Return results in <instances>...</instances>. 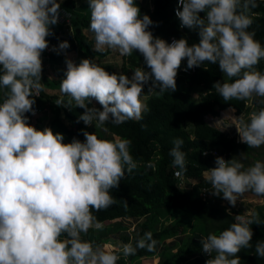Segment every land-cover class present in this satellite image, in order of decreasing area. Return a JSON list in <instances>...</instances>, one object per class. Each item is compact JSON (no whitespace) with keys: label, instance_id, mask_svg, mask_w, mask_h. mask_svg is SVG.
<instances>
[{"label":"clouds","instance_id":"9594fccd","mask_svg":"<svg viewBox=\"0 0 264 264\" xmlns=\"http://www.w3.org/2000/svg\"><path fill=\"white\" fill-rule=\"evenodd\" d=\"M88 4L95 50L107 47L122 56L138 51L150 71L136 68L129 77L109 73L92 59H82L78 65L68 60L60 89L71 97L69 104L74 100L84 109L78 120L86 125L96 121V127L102 128L109 121L119 125L140 120L148 111L144 85L151 80L149 92L175 91L185 59L189 69L206 61L219 66L227 79L217 81L214 88L224 101L264 98V72L256 68L264 59V46L249 31L256 0H178L182 10L178 7L175 14L181 27L198 29L199 42L191 45L186 38L168 43L154 37L149 30L153 21L147 14L141 18L135 0H88ZM60 8L66 9L58 0H0V88L7 90L0 99V264H117L121 255L83 240L81 234L94 225L92 210L112 205L110 190L119 186L126 171L137 167L129 151L131 141L85 131L83 142L74 138L64 143L63 134L50 127L37 129L25 115L34 117L47 110L39 103L41 53L47 56L53 49L46 37L49 26L58 22ZM68 11L72 27V11ZM68 47L67 41L59 44L60 49ZM92 99L102 110L88 106ZM56 104L63 105V100ZM33 109L38 111L32 113ZM235 126L249 148L264 145V107L253 111L247 122L240 116ZM182 144L175 140L169 154L173 165L183 171ZM215 164L203 171L209 185L201 189L202 197L213 189L215 195L223 193L220 203L227 200L232 206L247 192L264 197V161L246 167L241 160L223 156ZM174 178L184 188L183 181ZM229 209L237 214L232 215L234 222L201 239L203 254L211 257L206 264H240L237 254L251 246V225L260 224L258 213ZM133 228L126 227L128 233ZM155 243L148 232L136 247L123 245L122 252L128 256L136 248L151 250ZM255 252L264 258V241L256 243Z\"/></svg>","mask_w":264,"mask_h":264},{"label":"trees","instance_id":"16d2710c","mask_svg":"<svg viewBox=\"0 0 264 264\" xmlns=\"http://www.w3.org/2000/svg\"><path fill=\"white\" fill-rule=\"evenodd\" d=\"M135 2L140 8L141 18L147 14L153 21L149 30L154 37L164 39L168 43L172 36L176 39L186 38L190 45L199 42L198 29L181 27L179 18L174 15L177 0ZM256 3L257 7L251 10L253 23L249 31H254L255 39L264 46V0H256ZM59 4L60 7L72 11V27L60 23L49 26L50 35L46 39L53 49L42 59V71L48 68L47 71L51 72L55 66L58 71L63 72L60 65L68 53L75 56L74 63L77 65L82 59L88 58L109 73H123L131 77L136 68L144 67L145 71H150L138 51H133L131 56H122L118 50L107 47L103 51L95 50V34L90 30L88 3L63 0ZM149 5L152 9H149ZM200 15L203 17L205 13L201 12ZM63 41L68 42V48H59ZM186 65L185 59L176 76L175 91L160 93L159 88H156L149 92L151 80L144 85L148 111L144 112L138 121L128 120L119 125L109 121L102 128L96 127V121H93L92 125H86L82 120H78L84 109L76 106L74 100L69 104L71 97L62 93L61 89L45 93L44 87L47 88L51 84H44L42 81L40 82L43 90L39 100L47 109L41 112L43 120L33 119L25 113L28 123L35 128L50 127L54 133L63 134L64 143H70L74 138L83 142L85 131L95 133L100 138L112 139L113 135H117L131 141L129 151L137 167L131 173L126 171L119 186L110 190L114 200L112 205L99 211L92 210L94 223L116 218H136L133 231L121 236L120 241L124 245L131 244L136 247V242L145 233L150 232L156 243L151 250L147 247L136 248L135 253L128 256L120 253L117 264H141L142 260L143 264H152L151 260L155 257L158 260L156 264H206L211 257L203 254L201 239L209 233L219 234L234 222V217L220 204L223 193L215 195L211 189L206 192L207 196L202 197L201 189L209 185L204 179L203 171L215 167L217 157L225 156L230 160L235 158L238 150L249 153L254 148H249L246 143H237L223 128L211 126L206 117L231 107L237 117L243 116L247 122L253 111L264 107V104L260 103L264 98L224 101L214 88L217 81L223 82L227 79L218 65L206 61L196 67L194 72L183 71L182 67ZM256 68L264 72V59ZM61 81L54 79V83ZM6 91L0 88V99ZM33 99V105H36L37 98ZM59 100H63V105L56 104ZM94 100L86 103L89 107L102 110V106ZM248 102L252 105L247 106ZM46 112H51L52 115ZM177 139L183 141L181 151L186 154V168L183 171L173 165V157L169 154ZM211 148L216 149L219 156L203 154L204 150ZM174 170H179L185 177L184 188L179 186L178 180L173 177ZM214 205L215 207L209 209ZM253 211L258 213L260 224L251 225V246L242 248L237 254L240 264H264V258L255 252L256 243L264 241V203L256 204ZM220 213L225 214V218L213 221L212 218ZM236 213L241 214V210ZM114 224L116 226L102 227L101 230L92 227L86 234L82 233L81 238L93 242L94 245L103 246L106 240L113 238L111 235L121 226ZM179 233L185 234L184 240L173 239ZM170 238L173 240L167 242ZM167 252L166 258L162 259Z\"/></svg>","mask_w":264,"mask_h":264},{"label":"rangeland","instance_id":"374dc122","mask_svg":"<svg viewBox=\"0 0 264 264\" xmlns=\"http://www.w3.org/2000/svg\"><path fill=\"white\" fill-rule=\"evenodd\" d=\"M74 1H82L83 3H88V0H74ZM75 56L73 54H66V59L65 61H63V64L60 65L62 66L63 68V72L62 71H58V68L57 67H53L51 72L50 71H47V69H45L44 71H42L41 73V81L46 84V83H50L51 85L47 88L46 86L44 87V90L45 92H48V93H52V92H56V90H60V82H57V83H54V79L58 78L60 80H62L64 77H65V74H66V71H67V61L68 60H75ZM75 62V61H74ZM76 63V62H75ZM130 77V76H129ZM46 82V83H45ZM95 101V100H94ZM39 103H41L39 101ZM252 105V104H251ZM249 103H247V106H251ZM218 109V108H217ZM48 115H52L51 112H46ZM234 108L231 109V108H228V109H224V110H218V113L217 114H210V115H207L206 118H208V123L211 125V126H214V127H221L223 128L225 131H231L233 129V123H238V117L234 116ZM33 119H39L41 118L40 120H43V116H42V113L40 112L37 116H34L32 117ZM33 121H36V120H33ZM235 158L238 159V160H241L242 163H244V165L247 167L251 164H253L256 160H261V161H264V145H262L261 147L259 148H254L253 151H250L249 153H245L243 150H238L236 155H235ZM211 200L214 202V199L211 198ZM264 203V199L263 197H260V196H256L254 193L252 192H247L244 194L243 197H240L237 199V202H236V205L235 206H232L227 200H224L223 203H220L222 206H225L227 209V211L229 212V214L231 213V215H237V214H234L232 213V211L229 209V208H234L236 210H241V213L243 214L244 212H246L247 210L248 211H253L256 209V204L258 205H262ZM225 204V205H224ZM247 204H252L251 206L250 205H247ZM230 206V207H228ZM214 206H211L209 209H212ZM205 212H208L207 210H205ZM225 214L223 213H220L218 214L217 216L213 217L212 220L215 221V220H220V219H223L225 218ZM126 222H129V221H126ZM100 225L99 228H96L95 227V224L93 225L94 228H96V230H101L102 227H105V228H110L111 226H114L113 222H107V223H98ZM82 235V234H81ZM168 241V240H167ZM112 242V241H111ZM114 245H120L118 244L117 242H112ZM106 248V246H105ZM119 253H122V251H120ZM167 256V254L162 257V259H165ZM157 263V262H156Z\"/></svg>","mask_w":264,"mask_h":264},{"label":"crops","instance_id":"0c3cea01","mask_svg":"<svg viewBox=\"0 0 264 264\" xmlns=\"http://www.w3.org/2000/svg\"><path fill=\"white\" fill-rule=\"evenodd\" d=\"M60 1H63V0H58V3ZM144 1V0H142ZM46 56L44 54V51L41 53V58L44 59ZM74 63V60L72 61ZM4 98H5V94H3ZM3 98V97H2ZM231 108V107H229ZM228 109V108H226ZM233 109V108H231ZM224 110V109H223ZM237 117V115H234ZM264 199V197H263ZM126 221H129V222H126ZM107 222H113V223H118L119 225H121L120 227H118V229L116 230L117 232L113 235H111L113 238H110L109 240H106L105 243H104V247L106 246V249L108 250H111L113 252L116 253V251L120 252L122 251V248H123V243L120 241V237L121 236H126L128 234V231L127 229H124V227H131L133 226L136 222H137V219L136 218H117V219H113V220H105L103 221V223H107ZM95 224V223H94ZM114 226H116L115 224H113ZM184 237H185V234H182V233H179V235H177L175 238L173 239H178V240H184ZM172 238L168 239L167 242H169L170 240H173ZM117 242L118 244L120 245H114L112 242ZM117 254L119 255L120 253ZM167 255H168V252H167ZM164 257V256H163ZM143 261V260H142ZM141 261V264H143V262ZM153 263L152 264H156V262L158 261L157 258H152L151 260Z\"/></svg>","mask_w":264,"mask_h":264},{"label":"built area","instance_id":"2783aa9c","mask_svg":"<svg viewBox=\"0 0 264 264\" xmlns=\"http://www.w3.org/2000/svg\"><path fill=\"white\" fill-rule=\"evenodd\" d=\"M178 7H180L181 10H182V7L178 4V0H177L176 6L174 7V15L175 16H176L175 13H176V10L178 9ZM57 23L64 24L66 26H71V12L68 11V10H66V9H64V8H60L59 9L58 22ZM175 39L176 38L174 36H172L170 38V40H169V43H171ZM50 50H51V47L48 45L46 51L49 52ZM195 69H196V66H194V67H192V68L189 69V68H187V65L182 68L183 71H187V72H194ZM2 102H3V99L0 101V103H2ZM37 111H38L37 109H33L32 113H36ZM235 124L233 123L234 129H232L231 131H226V132H229L230 137H234V139H235V141L237 143H243V142L240 141V137H239V134L237 132V129H236ZM218 128L221 129V127H218ZM205 153L206 154H212V155H214L216 157L219 156V152L216 149H214V148L204 150L203 151V154H205ZM173 176L176 177V178H178L181 181L180 183H182V181H183V175H182V173L179 170H174L173 171ZM203 190H206V188H203Z\"/></svg>","mask_w":264,"mask_h":264}]
</instances>
